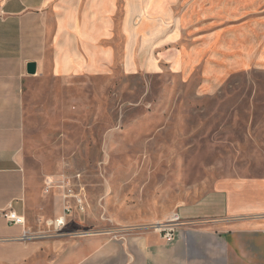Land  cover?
I'll return each mask as SVG.
<instances>
[{
    "label": "rangeland",
    "instance_id": "obj_1",
    "mask_svg": "<svg viewBox=\"0 0 264 264\" xmlns=\"http://www.w3.org/2000/svg\"><path fill=\"white\" fill-rule=\"evenodd\" d=\"M105 1L99 71L45 76L30 97L26 173L81 196L84 233L113 236L264 182V0Z\"/></svg>",
    "mask_w": 264,
    "mask_h": 264
},
{
    "label": "crops",
    "instance_id": "obj_2",
    "mask_svg": "<svg viewBox=\"0 0 264 264\" xmlns=\"http://www.w3.org/2000/svg\"><path fill=\"white\" fill-rule=\"evenodd\" d=\"M110 7L105 0H0V211L11 208L26 222L12 226L0 218V264H264V182L258 180H239L177 207L181 224L170 243L143 226L120 236L84 233L74 212L60 234L46 225L63 215L62 202L24 169L26 109L45 76L99 71L101 20ZM126 20L129 31L132 15ZM144 26L141 19L136 30ZM28 63L35 64L34 75L27 74ZM24 231L34 238L21 239Z\"/></svg>",
    "mask_w": 264,
    "mask_h": 264
},
{
    "label": "built area",
    "instance_id": "obj_3",
    "mask_svg": "<svg viewBox=\"0 0 264 264\" xmlns=\"http://www.w3.org/2000/svg\"><path fill=\"white\" fill-rule=\"evenodd\" d=\"M51 182L47 181V187H45L44 192L47 193L51 187L49 186ZM59 188H62L64 191L61 196V202H62V212L63 215L59 218H56L54 220H49L46 222V225L49 228H52L54 234H59L66 225V218L71 215L72 208L70 205V199L74 200L75 207H77L79 210H81L82 206V200L81 196L79 194H74L73 190L71 188H68L67 186H58ZM0 218H2L8 225L12 226H25V218L24 216L18 215L16 212H14L11 208H8L6 210L0 211ZM181 220L178 217V215L173 214L170 218V221L167 223H159L154 226V231L159 234V236L167 243H170L174 240V234L178 226H180ZM34 238L33 235L29 234L27 231H24L21 239L23 240H29Z\"/></svg>",
    "mask_w": 264,
    "mask_h": 264
},
{
    "label": "water",
    "instance_id": "obj_4",
    "mask_svg": "<svg viewBox=\"0 0 264 264\" xmlns=\"http://www.w3.org/2000/svg\"><path fill=\"white\" fill-rule=\"evenodd\" d=\"M35 71H36V66H35L34 63H28L26 65V72H27V74L34 75L35 74Z\"/></svg>",
    "mask_w": 264,
    "mask_h": 264
}]
</instances>
